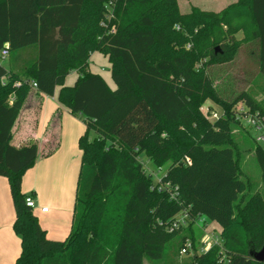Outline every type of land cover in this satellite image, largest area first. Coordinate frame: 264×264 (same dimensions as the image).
<instances>
[{
	"label": "trees",
	"instance_id": "obj_1",
	"mask_svg": "<svg viewBox=\"0 0 264 264\" xmlns=\"http://www.w3.org/2000/svg\"><path fill=\"white\" fill-rule=\"evenodd\" d=\"M240 7L249 20L236 25L229 15ZM250 42L264 77V0H236L219 13L195 6L182 13L177 0H0V50L8 44L10 61L35 50L20 70L0 63V175L21 240L15 264L159 261L175 235L195 242L200 217L219 225L220 245L181 264H264L253 258L264 245V198L241 178L232 134L238 102L263 116L264 105L248 90L221 95L208 73ZM94 51L107 57L113 88L88 69ZM72 70L77 78L66 85ZM58 86L59 103L81 117L85 131L71 229L51 240L20 188L37 144L11 140L28 93L53 95ZM208 99L224 111L213 123L201 112ZM254 149L264 180V149ZM143 156L167 166L157 182ZM184 212L185 225L170 231Z\"/></svg>",
	"mask_w": 264,
	"mask_h": 264
},
{
	"label": "crops",
	"instance_id": "obj_2",
	"mask_svg": "<svg viewBox=\"0 0 264 264\" xmlns=\"http://www.w3.org/2000/svg\"><path fill=\"white\" fill-rule=\"evenodd\" d=\"M97 53H90L88 69L99 73L89 66L90 59ZM34 56V48H24L16 60L10 61L7 56V67L20 70ZM76 78L77 72L72 70L65 84L73 85ZM107 83L114 87V83ZM59 89L56 87L53 95L38 93L35 88L28 93L12 127L11 140L16 147L30 141L37 144V160L23 174L20 188L33 197L36 204L33 213L51 240H63L71 229L82 154L78 139L85 131L81 117L59 103ZM44 207L47 211L41 210ZM14 220L15 207L8 180L0 175V264H15L21 251L20 237L13 229ZM215 225L218 228L209 226L219 231V225Z\"/></svg>",
	"mask_w": 264,
	"mask_h": 264
},
{
	"label": "rangeland",
	"instance_id": "obj_3",
	"mask_svg": "<svg viewBox=\"0 0 264 264\" xmlns=\"http://www.w3.org/2000/svg\"><path fill=\"white\" fill-rule=\"evenodd\" d=\"M234 1L236 0H177V3L182 13L189 12L193 6L202 10L219 13L225 6ZM229 19L230 22L239 25L249 20V14L246 8L240 7L231 12ZM222 26L224 27V25ZM242 36L241 30L236 33L237 39H241ZM187 47H189V44ZM95 56L90 59V68L101 73L107 82L114 83L111 78L107 57L100 52ZM0 63L7 67L8 57H2L0 54ZM208 73L214 80V84L221 95L231 98L242 90H248L256 100H259L264 105V77L259 73L257 67L256 42L241 44L235 52L233 59L209 66ZM208 104H210V101L205 100L202 107L204 108ZM216 108L220 109V106L217 105ZM232 134L240 149L239 164L242 173L241 178L249 181V192H259L264 198V180L262 179L261 169L255 155L254 147L256 143L254 141V132L249 130L243 123L237 122L232 124ZM91 135L93 136L92 132H90ZM142 161L146 170L154 176V182H157L167 168V166L157 168L145 156L142 157ZM209 225H214L218 228L215 222L200 217L193 226L195 242L189 238L183 241L180 237L181 234L175 235L167 244L165 254L161 260L151 261L148 258H144L143 264H181L191 255L201 253V238L205 227L212 229ZM213 232L221 242L219 231L213 230ZM188 241L193 243L195 251L190 250L187 254H181L180 249Z\"/></svg>",
	"mask_w": 264,
	"mask_h": 264
},
{
	"label": "built area",
	"instance_id": "obj_4",
	"mask_svg": "<svg viewBox=\"0 0 264 264\" xmlns=\"http://www.w3.org/2000/svg\"><path fill=\"white\" fill-rule=\"evenodd\" d=\"M109 4H113V2L111 1ZM8 53V44H5L4 47L0 50V54L2 57H7ZM33 86L35 87V83H33ZM209 101L210 104H208L204 108L201 105V112L209 122L213 123L223 115L224 111L222 108L217 109V104L214 103L212 100ZM234 115L235 118L241 124L243 123L245 126H247V128H249V130L254 132L255 143L261 146L262 149H264V116L260 115L256 111H250V109L245 106L242 102H238L236 104V107L234 109ZM186 160L189 161L188 159ZM25 204L26 206L31 208H34L36 206L35 201L31 195L25 196ZM41 210L47 211V208L44 207L41 208ZM187 217L188 215L186 212L177 215L175 220H173L171 226L169 227V230L171 231L181 225H185ZM213 245H220L218 236L214 234L213 229H208L207 227H205L203 236L201 238L200 252H206ZM190 250L195 251V247L192 242L188 241L185 246L180 249V253L187 254Z\"/></svg>",
	"mask_w": 264,
	"mask_h": 264
},
{
	"label": "water",
	"instance_id": "obj_5",
	"mask_svg": "<svg viewBox=\"0 0 264 264\" xmlns=\"http://www.w3.org/2000/svg\"><path fill=\"white\" fill-rule=\"evenodd\" d=\"M253 258L259 262L264 261V245L260 250L253 253Z\"/></svg>",
	"mask_w": 264,
	"mask_h": 264
}]
</instances>
